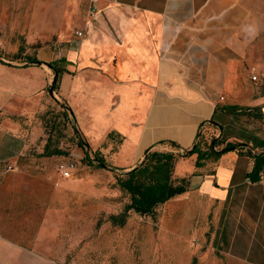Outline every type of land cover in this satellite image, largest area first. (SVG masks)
<instances>
[{
    "label": "crops",
    "instance_id": "obj_1",
    "mask_svg": "<svg viewBox=\"0 0 264 264\" xmlns=\"http://www.w3.org/2000/svg\"><path fill=\"white\" fill-rule=\"evenodd\" d=\"M74 1L65 28L83 36L51 61L32 58L64 61L55 95L82 138L123 172L152 151L183 154L199 134L246 145L200 165L197 154L180 158L174 183L189 188L169 202L189 207L185 221L209 232L229 264H264V177L251 180L249 154L264 152V88L251 72L264 75V0H99L93 18L91 0ZM56 76L47 65L0 62V167L17 165L40 136L36 118ZM0 264L54 263L0 234Z\"/></svg>",
    "mask_w": 264,
    "mask_h": 264
},
{
    "label": "rangeland",
    "instance_id": "obj_2",
    "mask_svg": "<svg viewBox=\"0 0 264 264\" xmlns=\"http://www.w3.org/2000/svg\"><path fill=\"white\" fill-rule=\"evenodd\" d=\"M74 9V0H0V62L25 66L30 57L51 61L60 55L78 31L65 28ZM258 82L264 88V75ZM55 97L37 116L40 136L14 171L0 167L5 239L46 254L54 264H229L211 246L209 232L185 221L190 209L179 202L162 204L154 216L133 211L124 226H114L110 216L130 203L117 184L123 172L105 157L108 168L89 162L87 153L94 160L95 152L80 146L70 113ZM46 145L63 154L44 157ZM63 162L74 164L68 179L59 172ZM189 216L199 217L195 210ZM238 239L249 241L245 231Z\"/></svg>",
    "mask_w": 264,
    "mask_h": 264
},
{
    "label": "trees",
    "instance_id": "obj_3",
    "mask_svg": "<svg viewBox=\"0 0 264 264\" xmlns=\"http://www.w3.org/2000/svg\"><path fill=\"white\" fill-rule=\"evenodd\" d=\"M28 64H36L40 62L36 58H28ZM64 61L47 63L48 66L53 70L55 75V90L59 83L60 75L68 72L64 67L61 66ZM66 108V107H64ZM226 113L235 116L243 117L248 113L246 110L238 106H227L222 108ZM78 138H80V146L83 147L84 139H82L75 128ZM200 141L190 150H186L183 154L174 152H160L152 151L144 156V160L140 165L134 167L130 171L123 172L117 176L118 186L126 192L130 197V203L127 204L122 213L118 215H111L109 220L114 226L122 227L128 220L130 213L135 212L143 216H154L158 207L162 204H166L176 196L182 195L188 191V183L186 180H182V184L175 185L174 183V172L177 161L180 158H188L194 154L198 155L197 165H200L201 161L220 158L224 154L240 150L243 152L245 146L241 143H225L220 139H212L209 143L205 140L204 135L199 134ZM174 147H178L173 143ZM222 147L219 151L215 148ZM49 145H46V151L43 154L44 157L48 156H61L62 150L54 149L49 151ZM250 156L254 159V166L250 173V178L253 182H259L264 177V152L260 154H251ZM89 162L98 167L106 168L108 164L105 159L98 153L94 160L91 159V155L87 153ZM114 170H120L114 168Z\"/></svg>",
    "mask_w": 264,
    "mask_h": 264
},
{
    "label": "built area",
    "instance_id": "obj_4",
    "mask_svg": "<svg viewBox=\"0 0 264 264\" xmlns=\"http://www.w3.org/2000/svg\"><path fill=\"white\" fill-rule=\"evenodd\" d=\"M98 2H99V0H91V10H90V17L91 18H93L98 11V6H97ZM76 35L78 37H82L83 31H77ZM0 49H1V46H0ZM251 72H252V80L255 82L257 80H259L257 70L255 68H252ZM217 149L218 148H215V150H217ZM6 167H7V171H14V167L12 165H7ZM73 168H74V164H72L70 162H67V163L63 162L59 166V172L63 178L68 179L71 176V171L73 170Z\"/></svg>",
    "mask_w": 264,
    "mask_h": 264
},
{
    "label": "water",
    "instance_id": "obj_5",
    "mask_svg": "<svg viewBox=\"0 0 264 264\" xmlns=\"http://www.w3.org/2000/svg\"><path fill=\"white\" fill-rule=\"evenodd\" d=\"M37 65H47L48 66V64L47 63H45V62H38V63H36ZM55 81V80H54ZM55 85H54V83L51 85V87H50V90H49V93H50V95L53 97V98H56L55 97ZM64 107H66V109L68 110V111H72L67 105H64ZM74 123V126H75V128L77 129V123H75V122H73ZM78 130V129H77ZM78 133H79V135H80V137L82 138V135H81V133H80V131L78 130ZM83 139V138H82ZM198 143V142H197ZM196 143V144H197ZM195 144V145H196ZM84 145L87 147V150L89 151L90 150V145L85 141L84 142ZM242 147H246V145L245 146H242ZM109 166H107L106 168H108ZM137 167V166H136ZM119 171H121V170H119ZM121 172H123V171H121Z\"/></svg>",
    "mask_w": 264,
    "mask_h": 264
}]
</instances>
